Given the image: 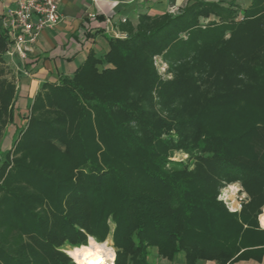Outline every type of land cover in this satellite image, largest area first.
Returning a JSON list of instances; mask_svg holds the SVG:
<instances>
[{
	"label": "trees",
	"instance_id": "16d2710c",
	"mask_svg": "<svg viewBox=\"0 0 264 264\" xmlns=\"http://www.w3.org/2000/svg\"><path fill=\"white\" fill-rule=\"evenodd\" d=\"M120 30L45 83L0 150V264H75L65 247L104 242L110 221L114 264H150L152 248L235 264L264 246H245L264 205V0H189ZM16 97L0 76V138ZM238 181L251 199L231 212L219 195Z\"/></svg>",
	"mask_w": 264,
	"mask_h": 264
},
{
	"label": "crops",
	"instance_id": "0c3cea01",
	"mask_svg": "<svg viewBox=\"0 0 264 264\" xmlns=\"http://www.w3.org/2000/svg\"><path fill=\"white\" fill-rule=\"evenodd\" d=\"M21 0H0L1 21L9 9ZM62 20L53 29L44 30L26 60L5 53L4 60L16 78L17 101L14 110L22 112L33 104L34 98L45 83H59L64 77H72L84 64L90 52L102 57L109 49V38L124 33L120 24L131 21L137 24L142 13L152 15L169 11L173 7H184L189 0H60ZM228 3L230 0H221ZM7 136V134H6ZM262 217V216H261ZM257 233L261 241H247L245 246L264 244V224L261 220ZM156 249L150 250V264H185V254L174 260L160 256ZM152 255L155 256L152 261ZM197 264H219L215 260H200ZM235 264H264V246H256L253 255Z\"/></svg>",
	"mask_w": 264,
	"mask_h": 264
},
{
	"label": "built area",
	"instance_id": "2783aa9c",
	"mask_svg": "<svg viewBox=\"0 0 264 264\" xmlns=\"http://www.w3.org/2000/svg\"><path fill=\"white\" fill-rule=\"evenodd\" d=\"M60 3V0H21L9 9L1 21V30L8 39L7 53L26 60L39 35L55 28L62 20ZM125 36V33L115 35Z\"/></svg>",
	"mask_w": 264,
	"mask_h": 264
},
{
	"label": "rangeland",
	"instance_id": "374dc122",
	"mask_svg": "<svg viewBox=\"0 0 264 264\" xmlns=\"http://www.w3.org/2000/svg\"><path fill=\"white\" fill-rule=\"evenodd\" d=\"M211 1L223 2L221 0H211ZM237 2L243 8L250 2V0H237ZM180 8L173 7L170 9V12L177 13ZM206 22L204 21L203 23H206ZM4 56H5V54L3 55V57ZM157 65L160 69V72L164 73V70L166 67L165 64L163 62H161V60H158ZM3 68L5 69L6 73L4 75H0V76L3 78H7L16 84V78H15L14 72L10 68V66L6 63L5 60L0 61V69H3ZM16 90H17V86H16ZM17 97H18V93H17ZM17 97H16V101H17ZM31 106H32V104L27 106L22 112H20V111L16 112V118L15 119H16L18 125L23 126V127H25L27 125L28 118H29L30 112H31ZM15 108H16V102H15ZM13 118H14V111L11 110L10 115H9V120L3 128V130H2L3 134L0 138V150L1 151H6L9 148H11V146H12L13 136H14L15 129H16ZM6 134H7V136H6ZM172 159L178 160V161L184 160V161L190 163V160H188V155L182 151H175ZM250 199H251V197H249V195L245 192L243 185L240 181L225 185V187H223L221 189V192L219 195V200L223 201V203L227 206V208L231 212H240L243 208V205L245 203H248L250 201ZM263 214H264V205L261 207V213L258 215V218H257L259 225H261V216ZM110 224H111V233H110L109 237L104 242H99L95 237L89 236L87 239V243H85L79 247H75V248L65 247L66 253L72 258V261L75 264H79V263L76 261V259L72 255H70L68 250L69 249L72 250V249H77V248L88 247V246L92 245L93 241H95L97 244L107 243L109 248L113 249L115 256H116L117 249L114 247L113 236H112V233H113L114 228H115V224L112 221H110ZM155 251H157V249ZM156 253H158V251ZM154 258H155V256L152 255V261H154ZM114 263H115V261H114Z\"/></svg>",
	"mask_w": 264,
	"mask_h": 264
},
{
	"label": "bare ground",
	"instance_id": "6f19581e",
	"mask_svg": "<svg viewBox=\"0 0 264 264\" xmlns=\"http://www.w3.org/2000/svg\"><path fill=\"white\" fill-rule=\"evenodd\" d=\"M264 224V214L261 217ZM79 264H113L115 253L109 248L107 243L97 244L95 241L92 245L85 248L68 250Z\"/></svg>",
	"mask_w": 264,
	"mask_h": 264
}]
</instances>
